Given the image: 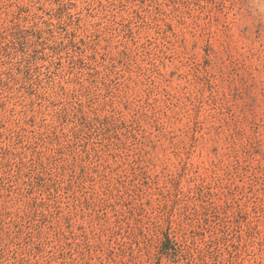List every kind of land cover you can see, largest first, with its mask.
<instances>
[{
    "label": "rangeland",
    "instance_id": "374dc122",
    "mask_svg": "<svg viewBox=\"0 0 264 264\" xmlns=\"http://www.w3.org/2000/svg\"><path fill=\"white\" fill-rule=\"evenodd\" d=\"M0 264H264V0H0Z\"/></svg>",
    "mask_w": 264,
    "mask_h": 264
}]
</instances>
